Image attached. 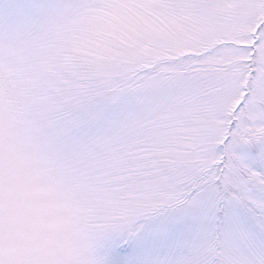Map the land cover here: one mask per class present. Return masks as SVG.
Listing matches in <instances>:
<instances>
[{
  "label": "snow or ice",
  "instance_id": "obj_1",
  "mask_svg": "<svg viewBox=\"0 0 264 264\" xmlns=\"http://www.w3.org/2000/svg\"><path fill=\"white\" fill-rule=\"evenodd\" d=\"M0 264H264V0H0Z\"/></svg>",
  "mask_w": 264,
  "mask_h": 264
}]
</instances>
